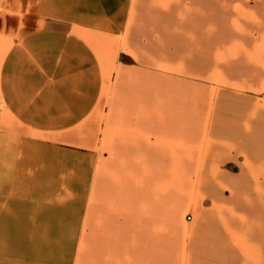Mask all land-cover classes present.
<instances>
[{
    "label": "crops",
    "instance_id": "obj_1",
    "mask_svg": "<svg viewBox=\"0 0 264 264\" xmlns=\"http://www.w3.org/2000/svg\"><path fill=\"white\" fill-rule=\"evenodd\" d=\"M0 232V264H264V0H0Z\"/></svg>",
    "mask_w": 264,
    "mask_h": 264
},
{
    "label": "rangeland",
    "instance_id": "obj_2",
    "mask_svg": "<svg viewBox=\"0 0 264 264\" xmlns=\"http://www.w3.org/2000/svg\"><path fill=\"white\" fill-rule=\"evenodd\" d=\"M206 89L207 88H200V110H202V109L205 110L206 109V104H205V101H204L206 99V96H207ZM215 89L216 90L217 89L218 90H222L223 88H215ZM167 201H168V203H167V207H168V216H167V218H168V221H170V222L178 221V219H176L177 216H175L174 214H170L169 211L171 212V211H174L176 209L178 210V207L181 206L180 201L174 200V199H168ZM181 203H182V210H183L182 212H184L183 221H189V217L190 216H189V212L186 213L187 208H185V205H184L185 200L183 199L181 201ZM1 233L2 232H0V234ZM14 249H15L14 247H7V246L1 245L0 246V254H12V253H14ZM35 249H37V248H35ZM30 250H31L30 247H24L23 248L24 253H30Z\"/></svg>",
    "mask_w": 264,
    "mask_h": 264
}]
</instances>
